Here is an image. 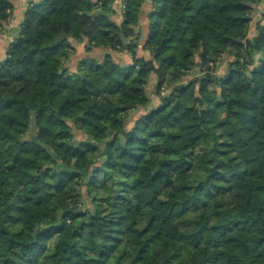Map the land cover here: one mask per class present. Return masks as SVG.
<instances>
[{
  "label": "trees",
  "instance_id": "1",
  "mask_svg": "<svg viewBox=\"0 0 264 264\" xmlns=\"http://www.w3.org/2000/svg\"><path fill=\"white\" fill-rule=\"evenodd\" d=\"M259 1L151 0L147 58L144 0H122L120 24L113 0L28 2L0 59V264H264ZM12 7L0 0V26ZM71 39L131 63L70 71Z\"/></svg>",
  "mask_w": 264,
  "mask_h": 264
},
{
  "label": "crops",
  "instance_id": "2",
  "mask_svg": "<svg viewBox=\"0 0 264 264\" xmlns=\"http://www.w3.org/2000/svg\"><path fill=\"white\" fill-rule=\"evenodd\" d=\"M13 7H12V15L0 26V59H2L5 56V50L8 46V44L15 39L17 36L20 24L23 18L24 10L31 0H10ZM95 1V0H91ZM151 0H144L140 7L139 12V22L138 26H136V30L140 33V40L139 45L136 49V54L139 56L149 57L150 53L147 49L143 48V44L145 43L147 34H148V13L151 8ZM260 3V2H259ZM122 0H113L111 3V7L113 12L110 14L109 18H111L114 22L117 24H120L122 22V11L121 6ZM12 35V38H11ZM71 44L74 47V52L71 54L70 59L71 62L67 63L66 66L68 68L73 69L75 64L77 63V60L83 56H92L98 60H100L102 57H100V52L96 51L97 48H93L90 50V55H87V52L85 51V40L79 41L76 39H71ZM104 54L109 53L112 59L123 64H129L131 63V55L130 53L126 51H116L112 49H108V47H101ZM99 52V53H98ZM98 55V56H97ZM154 81L155 78L153 77Z\"/></svg>",
  "mask_w": 264,
  "mask_h": 264
},
{
  "label": "rangeland",
  "instance_id": "3",
  "mask_svg": "<svg viewBox=\"0 0 264 264\" xmlns=\"http://www.w3.org/2000/svg\"><path fill=\"white\" fill-rule=\"evenodd\" d=\"M259 2L260 3H258V4L255 5V8L251 11L250 16H249V18H250V24H249V30H248V36L249 37H251V36H253L255 34V32H256L255 30H256L257 26L264 25V17L262 16V13L264 12V0H260ZM122 7H123V2L121 4L120 8H122ZM122 9L124 11V8H122ZM11 38H12V35H11ZM93 48H97L96 51H99L100 52V57L103 58L105 56V54L102 51V48L100 46H92L91 49H93ZM87 55H90V50L87 52ZM83 58L85 59V56L79 58V60H77V62L80 61V59H83ZM231 59H232V56L224 55L221 58H219L218 60H216L214 71H215V73H216L217 76H220V77L221 76H224V74L226 72V68H227V63ZM70 62H71V59L69 58L67 60V62L65 63V65L67 63H70ZM119 64L120 65H124L122 62H120ZM76 68H77V63L75 64V66H74L73 69L70 70V68H69V70L75 72L74 70ZM194 69L196 71H198L196 68H194ZM153 77L154 76L152 75V77L150 78V82L147 83V85H146V91L152 97V100L157 103L158 98H157L156 95L153 94V91H154V82H155L154 79H153ZM189 77H191V74L190 73L186 74L183 77L184 78V81H186ZM164 92L166 93L167 91L166 90H163L162 93H164ZM140 112L141 111H134V112H132L131 117H129L126 121H132L134 118H136L140 114ZM79 136L80 137H83V135L81 133H80ZM238 152L240 153V156L242 158H245L247 156V154H248L247 151L242 150V149H240Z\"/></svg>",
  "mask_w": 264,
  "mask_h": 264
},
{
  "label": "water",
  "instance_id": "4",
  "mask_svg": "<svg viewBox=\"0 0 264 264\" xmlns=\"http://www.w3.org/2000/svg\"><path fill=\"white\" fill-rule=\"evenodd\" d=\"M88 14L93 15V16H99V15H104L105 12L102 11L101 9H95V10H93V11H91V12H88ZM109 16H110V14H109ZM64 37H65V33H64V32H61V33L56 37V39H55L54 42H55V43H58V42H60ZM121 39H122V41H124V40H125V39H124V36L121 35ZM183 81H184V78L182 77V78H180L179 80L175 81V82L172 83V84H178V83L183 82ZM154 104H156V103H155V101L152 100V101L147 105V108H150L151 105H154ZM126 107H131V105L129 104V105H127Z\"/></svg>",
  "mask_w": 264,
  "mask_h": 264
},
{
  "label": "built area",
  "instance_id": "5",
  "mask_svg": "<svg viewBox=\"0 0 264 264\" xmlns=\"http://www.w3.org/2000/svg\"><path fill=\"white\" fill-rule=\"evenodd\" d=\"M122 8H124V5H123V7ZM121 8V10L123 11V9Z\"/></svg>",
  "mask_w": 264,
  "mask_h": 264
}]
</instances>
